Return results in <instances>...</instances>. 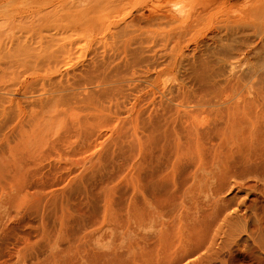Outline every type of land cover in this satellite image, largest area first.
Listing matches in <instances>:
<instances>
[{
  "label": "rangeland",
  "instance_id": "374dc122",
  "mask_svg": "<svg viewBox=\"0 0 264 264\" xmlns=\"http://www.w3.org/2000/svg\"><path fill=\"white\" fill-rule=\"evenodd\" d=\"M0 264H264V0H0Z\"/></svg>",
  "mask_w": 264,
  "mask_h": 264
},
{
  "label": "bare ground",
  "instance_id": "6f19581e",
  "mask_svg": "<svg viewBox=\"0 0 264 264\" xmlns=\"http://www.w3.org/2000/svg\"><path fill=\"white\" fill-rule=\"evenodd\" d=\"M70 23L71 22L69 21L67 23V25H65V27L60 28V30L73 29L72 28L73 24L72 23L70 24ZM52 39H54V38H52ZM51 42H53V41L51 40ZM49 44H51V43L49 42ZM73 44H74L73 41L70 40L69 43H68V47L67 48H65V46H60V47L53 48V47H55L54 46L55 44L54 45L53 44L48 45L47 48H45V49H47V50L49 49V50L48 51L44 50L45 52L44 51L43 52L45 54L43 53L42 56L38 55V57L34 56V55H31V54H28V51H26L27 54H28V55L26 54V56H28V58H25V61L36 63V64L47 63L50 67H56L57 64L59 63V61H61L59 58H62V60H63L64 59L63 55H65V54L67 55L68 52L72 51ZM46 45H47V43H46ZM64 52H65V54H63Z\"/></svg>",
  "mask_w": 264,
  "mask_h": 264
}]
</instances>
